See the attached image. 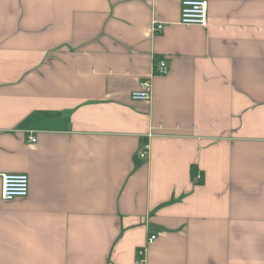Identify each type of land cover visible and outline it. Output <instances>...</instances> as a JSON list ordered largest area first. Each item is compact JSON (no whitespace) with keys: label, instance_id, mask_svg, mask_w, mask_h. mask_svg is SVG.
<instances>
[{"label":"crops","instance_id":"1","mask_svg":"<svg viewBox=\"0 0 264 264\" xmlns=\"http://www.w3.org/2000/svg\"><path fill=\"white\" fill-rule=\"evenodd\" d=\"M181 1L0 0V264H264V0Z\"/></svg>","mask_w":264,"mask_h":264},{"label":"built area","instance_id":"2","mask_svg":"<svg viewBox=\"0 0 264 264\" xmlns=\"http://www.w3.org/2000/svg\"><path fill=\"white\" fill-rule=\"evenodd\" d=\"M179 22L183 25H207V3L206 0H182L180 5ZM161 23L156 25V30H161ZM154 67L158 74L164 75L169 70L167 61L163 58L158 59ZM149 80L143 79L140 82V88L131 92V98L134 100H147L150 97ZM35 139L32 138L31 141ZM148 142H144L139 156L143 159L147 157ZM200 178V175H197ZM29 179L25 173H5L1 175V197L4 200L10 201L17 197H25L28 193ZM155 239V235L148 237V243Z\"/></svg>","mask_w":264,"mask_h":264},{"label":"trees","instance_id":"3","mask_svg":"<svg viewBox=\"0 0 264 264\" xmlns=\"http://www.w3.org/2000/svg\"><path fill=\"white\" fill-rule=\"evenodd\" d=\"M190 171H191V177L192 178H195L197 176L195 167L192 166L191 169H190ZM197 182H199V181L197 180Z\"/></svg>","mask_w":264,"mask_h":264}]
</instances>
